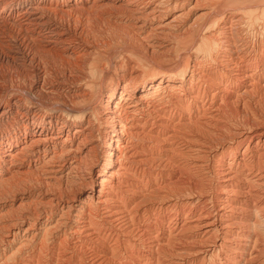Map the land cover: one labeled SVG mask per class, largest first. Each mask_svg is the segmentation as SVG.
I'll return each mask as SVG.
<instances>
[{"label": "bare ground", "instance_id": "1", "mask_svg": "<svg viewBox=\"0 0 264 264\" xmlns=\"http://www.w3.org/2000/svg\"><path fill=\"white\" fill-rule=\"evenodd\" d=\"M208 1L0 0L6 264H264V0Z\"/></svg>", "mask_w": 264, "mask_h": 264}, {"label": "rangeland", "instance_id": "2", "mask_svg": "<svg viewBox=\"0 0 264 264\" xmlns=\"http://www.w3.org/2000/svg\"><path fill=\"white\" fill-rule=\"evenodd\" d=\"M212 1V2H211ZM211 1H208V4L207 3H203V7L202 8H214V6H216V7H219L220 6V2L218 1V0H211ZM216 1V2H215ZM211 2V4L210 5H212V3H214L212 6H210L209 5V3ZM219 3V5H218V3ZM217 3V4H216ZM205 4H206V6H205ZM208 6V7H207ZM116 16V15H115ZM118 16H122L121 14H118ZM125 16V15H124ZM124 16H122V18L124 17ZM113 21V20H112ZM114 22V21H113ZM115 23V22H114ZM49 24V23H48ZM116 24H118V23H116ZM190 25L192 24V22H190L189 23ZM83 25V26H82ZM51 26H53V25H51ZM82 27V28H81ZM242 27V26H241ZM52 28V27H51ZM260 29V27H256V29L257 30H254V31H250V34H249V37H248V42H250L251 43V45H255V44H257L256 42L258 41V40H264V32H263V35H261V33L262 32H258V30ZM78 29H83V31L84 32H86L87 31V33L89 34V36H90V40H91V38L92 39H94V40H96V42H98L99 44H101V45H103V47L101 46V51H103L102 53L103 54H101V56H102V60H103V58H104V63L106 64V63H108L107 61L108 60H110L111 62H114V63H117L116 64V68H111L110 70H109V74L108 75H114V74H116L117 72V74L115 75V77H126V79H127V75H130V76H132V74H133V76H135V75H137V76H140V74L142 73V71H148L149 70V68L150 67H152L151 65H150V63H147L145 60H142L143 58H137V57H134V62H136L137 61V59L140 61H137L136 62V64H134V65H132V66H127L124 62H123V60H125L124 58H127V56H130V58H132V60H133V57H131L137 50V48H135V46L134 47H129L128 48V45L126 44L127 42H124L125 40H126V38L124 37V35L121 33V32H119V30L118 31H113V29L111 28L110 29V27L109 26H107V25H105V24H103V23H98V22H90V23H84V22H81L80 23V26L78 27ZM47 32V33H46ZM50 32H52V31H48V30H46L45 31V34H43L44 36H47ZM63 33V32H62ZM66 33V32H65ZM120 33V34H119ZM258 33V34H257ZM122 34V35H121ZM258 35V36H257ZM118 36H122V39H117L116 37H118ZM252 38V39H251ZM261 38V39H260ZM250 39V40H249ZM126 41H128V40H126ZM106 42V43H105ZM168 42V41H167ZM107 43H109V44H107ZM114 43V44H113ZM128 43H131V42H128ZM253 43V44H252ZM105 45L106 46H108L107 48L109 49V51H108V49L105 47ZM134 45V44H133ZM110 46V47H109ZM118 46V47H117ZM117 47V48H116ZM113 48V49H112ZM132 48H135L134 50H132ZM170 48H172V49H170V52L167 54V56H160V55H158L156 58L157 59H152V61H153V63H155V64H157V65H163V66H166L167 65V67H169V65L168 64H170L171 62L170 61H172V65L170 64V68H179L180 66V68H182L183 67V64L185 65V63H186V60H184L185 62H181V61H179V60H175L176 59V57L175 56H173L172 54H174V55H176L177 56V54L178 53H180L182 50H183V48H174V46L173 47H170ZM71 49H74V50H76L75 48H71ZM104 49V50H103ZM169 49V48H168ZM167 49V50H168ZM178 49V50H177ZM107 50V51H106ZM120 50V51H119ZM174 52H173V51ZM76 51H78V50H76ZM130 51V52H129ZM176 51V52H175ZM180 51V52H179ZM105 52H106V54H105ZM128 52V53H127ZM172 52V53H171ZM177 53V54H176ZM183 53H188V52H183ZM122 54V55H121ZM125 54V55H124ZM129 54V55H128ZM169 54H171L170 56H169ZM110 55V56H109ZM111 55H112V57H111ZM122 56V58H121V56ZM185 55H187V54H185ZM119 56H120V58H119ZM172 56V57H171ZM117 57V58H116ZM124 57V58H123ZM167 57L169 58V59H167ZM106 58V59H105ZM107 58H108V60H107ZM116 60H115V59ZM166 59V61H165V59ZM123 59V60H122ZM174 59V60H173ZM155 60V61H154ZM162 60V61H161ZM168 60V61H167ZM161 61V62H160ZM145 62V63H144ZM181 62V63H180ZM120 63H124V64H120ZM159 63V64H158ZM175 63V64H174ZM176 63H180V64H176ZM183 63V64H182ZM142 64V65H141ZM147 64H149V65H147ZM182 64V65H181ZM122 65V66H121ZM126 65V66H125ZM143 65H144V67H143ZM160 65V66H161ZM123 68H121V67ZM134 66V67H133ZM136 66V67H135ZM139 66V67H138ZM146 66H147V68H148V70L147 69H144V68H146ZM178 66V67H177ZM121 69H120V68ZM128 67V68H127ZM162 67V66H161ZM130 68H132V69H130ZM134 68L136 69L137 68V70H134ZM141 70H139V69ZM130 69V70H129ZM144 69V70H143ZM115 71L116 70V72H113V71ZM111 71H112V74H111ZM125 71V72H124ZM132 71V72H131ZM133 71H134V73H133ZM13 72V73H12ZM124 72V73H123ZM128 72V73H127ZM191 72V70H189V72L188 73H190ZM2 73H5L4 75H6V76H8L9 77V74L10 75H12L13 77L15 76L16 77V75L18 74L17 72H16V70H13L12 69V67L10 66V65H4L3 66V70H2ZM16 73V74H15ZM132 73V74H131ZM138 73V74H137ZM121 74V75H120ZM77 74L75 73V76H76ZM71 77L74 79V76L73 75H71ZM129 77V76H128ZM70 82H73L74 83V80H72V81H70ZM64 83V82H63ZM68 84V85H67ZM69 84H71V83H66V87L68 86L69 87ZM3 94L4 95H6L7 94V91H5V92H3ZM180 100L179 99H175L174 101H172V104H177V102H179ZM174 104V105H175ZM258 104V105H257ZM261 104H263V106H264V103L263 102H261ZM260 103H256L255 104V108L253 109V112H251V110L250 109H248V110H246L247 112H245V115H243L244 117H247L248 116V118H250L251 120H252V118H254V116H257L258 115V117H261V118H263L264 119V107L261 105ZM259 107V108H258ZM262 107V108H261ZM257 108V109H256ZM261 108V109H260ZM258 109H259V111H258ZM254 110H256V111H254ZM251 112V114H250V112ZM248 113V114H247ZM255 113H257L256 115H255ZM262 113H263V115H262ZM254 115V116H253ZM263 117H262V116ZM243 116H241V117H239L240 119H238V121L240 120H242L244 117ZM253 116V117H252ZM242 125V124H241ZM253 124H251V127H253L252 126ZM1 127H0V130L2 131V130H4L5 128L7 129V127H6V125L4 126V125H0ZM240 126V125H239ZM243 126V125H242ZM0 245H2L1 247H0V249H1V252H0V263H2L3 261H5V263L4 264H6V260L8 259V258H6V260H4L5 259V257H9L10 255H11V253H10V249H9V247L8 246H6L5 245V248H4V245L3 244H0ZM35 248V247H34ZM34 248L33 249H30L29 251L30 252H28V253H31V250H32V252L34 251ZM6 252H8V253H6ZM6 253V254H5ZM1 256L3 257V258H1ZM3 264V263H2Z\"/></svg>", "mask_w": 264, "mask_h": 264}]
</instances>
